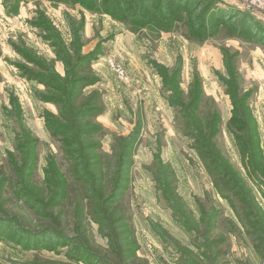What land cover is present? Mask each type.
<instances>
[{
    "label": "rangeland",
    "instance_id": "obj_1",
    "mask_svg": "<svg viewBox=\"0 0 264 264\" xmlns=\"http://www.w3.org/2000/svg\"><path fill=\"white\" fill-rule=\"evenodd\" d=\"M210 1L217 3L218 14H234V20L220 28L207 18L201 43L192 38L196 25L191 16L189 25H173L172 32L159 34L145 21H120L78 0H0V181L7 179L0 190V220H15L19 234L24 235L20 240L16 229L17 235L9 236L11 230L6 228L0 233V264H85L71 258V246H62L60 240L54 249L26 248L29 236L24 229L37 234L52 232L73 246L83 245L102 258L92 264H264V184L256 185L243 165L229 125L233 106L227 86L220 80V75L229 78L227 66L238 75L237 94L249 95L247 103L264 154V44L256 40L263 38L264 12L248 9L241 0ZM255 23L263 29L257 38L243 33L245 26ZM50 34L52 37H44ZM55 42L72 63L79 60V54L81 58L97 57L90 65L78 67L77 75L93 83L81 89L73 105L93 113L101 111L76 123L89 132V144L99 147L90 152L97 162L90 169L104 173V196L113 189L116 139L127 138L141 126L127 189L114 204L103 205L105 212L100 214L110 216V238L104 236L109 232L107 224L97 223L91 212L99 203L81 198L79 185L71 176L62 141L72 133L53 137L46 127L47 114L59 117L58 106L41 99V94H49L47 87L25 75L48 74L51 69L54 76L65 77L64 65L52 48ZM178 56L182 61L179 79L176 76L179 88L188 94L198 74L204 88L197 107L201 118L215 109L221 115L215 140L235 174L243 178L245 195L238 197L245 202L243 206L238 200L233 206L218 194L193 140L183 133L179 110L168 105L171 89L163 85L161 75L166 69L172 78ZM109 60L125 70L126 81L116 76ZM172 85L169 80L168 87ZM58 122L68 128V121ZM19 135L23 144L31 142L34 147V168L26 184L30 191L40 193L41 205L29 206L16 195L20 188L13 180L20 178L27 156L26 149L20 153L16 149ZM157 153L172 171L177 213L168 207L155 180L162 166L155 161ZM55 167L65 181L61 198L55 197L57 188L50 180ZM213 210L217 216L207 226ZM247 213L258 225L248 221ZM116 218L123 220L113 224Z\"/></svg>",
    "mask_w": 264,
    "mask_h": 264
},
{
    "label": "trees",
    "instance_id": "obj_2",
    "mask_svg": "<svg viewBox=\"0 0 264 264\" xmlns=\"http://www.w3.org/2000/svg\"><path fill=\"white\" fill-rule=\"evenodd\" d=\"M78 2L84 6H91L95 9H99L103 11L104 14L113 16L115 19H119L120 21H128L129 23H141L142 21H145L144 24H150L151 26L156 27L157 30H159V34L172 32L174 30L173 25H189L187 18L191 16L194 17L192 22L196 25V27L191 31L192 38L200 39L201 43L204 41V33L208 28L207 24H205L207 18H210L209 20L213 23L216 22L218 26L220 24L226 25L228 22L234 20V14L229 15L227 12L218 14V11L216 10L218 7L217 3H212L210 0H157V3H155V0H78ZM213 13H216L214 17H212ZM255 25L256 26L252 25L249 28L245 26L243 33H249L253 37L255 36L257 38V33L262 32L263 29L260 28L258 24L255 23ZM259 29L262 30L260 31ZM261 36H263L262 39L259 38L256 40L264 44V34ZM44 37H52V35L50 34V36ZM52 48H54L53 51H55L56 55H59V61L64 65L66 73L64 78L54 76L51 69L49 72L47 71L48 74L42 75L31 71V75L27 72L24 73L27 78L34 79L47 87L49 94L47 96L41 94V96H39L41 99L58 106L59 117L56 118L47 114L45 117L46 127L53 137H56L57 135H70V133H72L69 138L62 141L63 151L71 164V176L79 185L78 187L81 192V198L91 203H95L96 201L99 203L98 205L93 206V208L91 207V212L95 215V221L97 223L100 225L105 223L107 224L105 226H108L109 232L104 234V236L107 235V237L110 238L113 237V228L111 227L110 216L108 214L100 216V214L105 212V206L114 204L121 197V193L127 189V185L125 184L129 181L128 173L132 166V152L138 144L137 141L140 136L141 126H138V128L127 138L116 139L115 144H117L118 151L114 152L116 158L114 166L116 169L114 175L112 176L113 189L111 191L112 193L110 192L104 196L105 194L101 189L103 188L101 185L104 183L105 179L104 173L101 171L94 172L90 169V167H96L95 165L97 163L95 162L94 154L91 153L99 147L96 144H89L87 136L89 132L84 130L83 125H80V123H78V125L76 123L78 119L85 117L89 113H93V110L90 112L84 109L86 108L85 106H83L84 108L79 109L75 104L73 105V98L80 93L81 89L93 83L89 78H80L77 75L76 72L78 71V67L80 65H90L97 57L95 55H88L81 58L79 54V60L72 63V60H68L66 58V50H61L60 45L56 44V42L53 43ZM22 53L27 57V59L29 58V55L25 54L24 51ZM28 60L34 64L37 62L35 59L32 60L29 58ZM181 63L182 61L180 57L177 61V66L173 71L175 76L173 75L171 79L168 78L166 69L161 75L163 85L167 87V89H171L170 92L168 90L170 93L167 98L168 103L174 109L179 110V113L184 120V132H182L193 140V148L213 179L214 187L218 191V194L223 199L233 204L234 200L239 201L238 197L245 193L244 190L246 186L243 178L237 173L235 174L234 170L228 163V160L217 147L215 139L221 130V115L215 109L211 111L206 118H201L197 107L201 104L204 95L202 80L198 74H195L194 81L190 86L188 94H184L176 81V76L179 79ZM226 66L227 65L225 64V67ZM227 70L229 72V78H225L220 75V80L226 84L231 104L233 106L232 117L229 125L235 135V140L247 174L256 185L260 184L259 182L264 184V154L258 141L257 123L247 103L249 95L245 94L243 96H238L237 93L240 90V86L237 82L238 75L228 66ZM169 80L173 81L171 88L168 87ZM99 112L101 113V111ZM99 112H95L93 114L97 115ZM63 120L68 121V128L58 122ZM92 131L94 132L95 130ZM92 131L90 133H93ZM241 133H244V136H242ZM18 137L20 143L16 149L17 151L19 150V153L22 152L23 149H26L27 156L23 161V171H19L20 178L18 180H13V183L20 188L19 191L16 192V195L21 201L29 206H32L33 203L41 205L42 200L38 196L40 193L38 192L35 194L30 191L26 184L29 174L34 168L35 156L34 147L32 146L33 144L30 142L29 146H26L22 142L23 137L20 135ZM155 161L156 163L162 164V166L160 165L158 168L157 175L154 174L155 180L161 187H159V190L165 195L168 207L177 213L178 211L174 206L176 201L174 199L177 200L178 196L174 186L172 171L170 167L161 160L158 153L155 156ZM56 170L57 168L55 167L53 171L54 176H52L50 180L57 188L55 197L61 198L65 194V181ZM6 182L7 179H1L0 190H2ZM23 193H25V195ZM250 200L249 202L253 205V200ZM239 203L242 206L245 204L244 201H239ZM114 211L115 210L111 211L112 215ZM246 215H248V221L250 220L253 224L258 225L255 220H251L250 214L247 213ZM216 216V211H211L207 226H212L211 222ZM122 220V218H116L112 222L115 224L121 222ZM177 221L181 223L182 219L178 218ZM182 223L188 227L186 222ZM5 228L11 230V234H9V236L14 237V235L18 234V238L20 240L24 239V235H21L18 232L15 220H0V233H5ZM16 229L17 234L14 232ZM24 231L27 236H29V238L26 239L28 240L26 248H30L31 246L32 248L37 249H54L55 245L59 243L57 241L60 240V244L62 246H71L69 249L71 253V255H69L71 258H74L77 261H82L85 264H92L93 262L99 263L102 261V258L90 250L85 249L83 245L78 244L73 246L71 241L66 238L61 240L60 236H56L52 232H40L37 234L30 233L26 229H24ZM115 236H117V234H115ZM257 238L261 239L259 236Z\"/></svg>",
    "mask_w": 264,
    "mask_h": 264
},
{
    "label": "built area",
    "instance_id": "obj_3",
    "mask_svg": "<svg viewBox=\"0 0 264 264\" xmlns=\"http://www.w3.org/2000/svg\"><path fill=\"white\" fill-rule=\"evenodd\" d=\"M244 5H246L249 8H256L258 10H261L264 12V0H241ZM110 68L112 71L115 72L116 76L122 80L126 81L127 77L125 74V70L118 64H116L113 60H109L108 62Z\"/></svg>",
    "mask_w": 264,
    "mask_h": 264
},
{
    "label": "crops",
    "instance_id": "obj_4",
    "mask_svg": "<svg viewBox=\"0 0 264 264\" xmlns=\"http://www.w3.org/2000/svg\"><path fill=\"white\" fill-rule=\"evenodd\" d=\"M219 26H220V28H224L223 24H220ZM225 27H226V26H225ZM161 34H163V33H161ZM129 55H130V53H129ZM131 55H132V54H131ZM179 58H180V57L178 56V57H177V60H176V64H177V61H178ZM222 64L225 65L224 62H223ZM224 65H223V66H224ZM167 104H168V103H167ZM168 105H169V104H168Z\"/></svg>",
    "mask_w": 264,
    "mask_h": 264
}]
</instances>
